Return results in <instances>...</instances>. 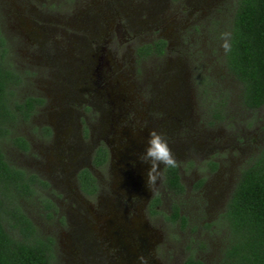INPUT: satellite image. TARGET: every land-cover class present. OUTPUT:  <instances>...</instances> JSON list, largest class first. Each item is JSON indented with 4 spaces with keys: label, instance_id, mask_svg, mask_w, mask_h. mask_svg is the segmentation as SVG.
<instances>
[{
    "label": "rangeland",
    "instance_id": "rangeland-1",
    "mask_svg": "<svg viewBox=\"0 0 264 264\" xmlns=\"http://www.w3.org/2000/svg\"><path fill=\"white\" fill-rule=\"evenodd\" d=\"M233 2L0 0V28L22 75L18 93L44 99L29 118L13 124L12 133L25 137L28 149L16 145L12 135L2 149L9 162L48 182L36 187L38 195L19 201L37 232L55 241L54 264H70L62 258L69 248L66 235L77 225L85 227V203L98 213L101 194L110 193L115 156L112 166L98 170L102 192L97 198L75 188L76 168L91 163L97 144L110 139L109 133L100 136L110 109L125 117L126 141L136 140L138 149L126 142L116 151L128 144L127 153L139 155L156 130L179 165L184 191L176 195L165 189L163 216L150 219L161 235L154 243L157 257L164 264H181L192 253L205 264H219L227 240L221 212L241 168L264 144V105L243 104L241 83L222 60L220 34L226 32ZM156 37L166 40L165 51L140 57L137 46ZM197 71L212 82L207 97ZM213 98L223 101L219 118L209 111ZM128 159L120 158L127 168L133 166ZM208 160L216 162L215 168ZM174 203L185 223L169 216Z\"/></svg>",
    "mask_w": 264,
    "mask_h": 264
},
{
    "label": "trees",
    "instance_id": "trees-1",
    "mask_svg": "<svg viewBox=\"0 0 264 264\" xmlns=\"http://www.w3.org/2000/svg\"><path fill=\"white\" fill-rule=\"evenodd\" d=\"M227 22L226 31L231 33V52L225 54L223 49V63L241 83L243 104L248 108L260 107L264 105V0H234ZM165 43L164 38L157 39L154 50L162 52ZM153 46L143 43L137 46V52L143 55L150 53ZM196 77L202 94L209 96L212 82L201 71H197ZM21 81L22 75L10 60L0 28V264H50L54 240L50 235L37 232L19 201L25 195H38L36 187L46 186L48 182L38 174L9 162L2 149V142L10 135L16 145L28 149L26 138L12 133L13 124L19 118H29L44 100L37 95H20ZM221 104V99L210 101L209 111L214 118L222 116ZM46 129L49 132L47 126ZM107 154L106 146L99 145L95 162H102ZM208 164L211 168L216 166L213 160H208ZM164 171L165 184L181 194L184 184L179 167ZM79 180L84 191L95 190V177L88 168L79 171ZM202 181L203 178L198 179L196 186ZM46 202L53 207L48 199ZM169 216L180 218L184 223L187 221L177 203L173 204ZM220 216L226 225L227 240L219 264H264V144L258 146L241 168ZM183 264L205 262L190 253Z\"/></svg>",
    "mask_w": 264,
    "mask_h": 264
},
{
    "label": "flooded vegetation",
    "instance_id": "flooded-vegetation-1",
    "mask_svg": "<svg viewBox=\"0 0 264 264\" xmlns=\"http://www.w3.org/2000/svg\"><path fill=\"white\" fill-rule=\"evenodd\" d=\"M157 39L159 38L143 41L141 44L151 43L153 46ZM166 45L167 42L162 52L155 51L153 46V51L150 53L144 55L137 53L140 57L157 56L165 51ZM110 99L109 102L112 101V98ZM107 113V126L103 128V134L101 133L100 136L104 137L105 134L109 133L110 139L97 144L94 155L91 157V163H86L84 166L76 168L75 188L88 198H97L99 193L102 192L98 170L108 164L112 166L111 157L115 156L117 160L113 164L114 169L110 170L112 175L108 180L110 193L107 196L101 194L98 201V204H101V209L98 210V213H95L90 203H85L86 214L83 215L85 227H78L77 223H75L77 228H71L72 232L70 231V235H66L67 238L64 245L69 248L64 250L66 255H63L62 258L70 261V264H137V257L144 255L148 257L150 264H164L157 257L155 245L159 243L156 242L159 241L161 235H158L155 228L150 225V219L157 221L162 218L161 202L165 189L176 195L178 193L165 184V169L162 170V179L155 187V190L152 192L147 187V170L145 171V168H142L144 163L140 161L137 153H127L129 152L128 148H131L128 147L129 143L134 151L138 149L136 150L137 142H134L136 140L128 138L129 141H126L129 133L125 128L128 124L122 125V122H126L124 121L125 117L121 113H115L113 109L108 110ZM115 139L120 141L115 143V145H110L109 143ZM126 142L128 144L124 150L116 151L117 147L124 143L126 144ZM99 145H105L108 154L105 160L97 163L95 162V155ZM122 155L123 157L128 156L133 162V166H130L131 168H127L124 161L120 160V158H123ZM115 164L118 166L116 167ZM146 166L148 169L150 164H146ZM85 167L95 177L96 188L91 192L84 191L79 180V171ZM163 167L161 164L160 168L162 169ZM77 197H79V194ZM75 200L78 199L76 198ZM156 200L159 202H156ZM54 249H57L55 241L53 242ZM52 260L53 255L50 264H54ZM183 260L181 264H183Z\"/></svg>",
    "mask_w": 264,
    "mask_h": 264
},
{
    "label": "clouds",
    "instance_id": "clouds-1",
    "mask_svg": "<svg viewBox=\"0 0 264 264\" xmlns=\"http://www.w3.org/2000/svg\"><path fill=\"white\" fill-rule=\"evenodd\" d=\"M221 46L225 54L231 52V33L222 32ZM139 159L145 164H150L147 170L146 183L147 187L153 192L155 187L162 179L163 169H172L178 166L177 160L169 146L164 135L156 130H151L147 140V145L143 152L139 153ZM164 167L161 169L160 165ZM137 264H150L148 257L140 255L137 257Z\"/></svg>",
    "mask_w": 264,
    "mask_h": 264
},
{
    "label": "water",
    "instance_id": "water-1",
    "mask_svg": "<svg viewBox=\"0 0 264 264\" xmlns=\"http://www.w3.org/2000/svg\"><path fill=\"white\" fill-rule=\"evenodd\" d=\"M129 149V148H128ZM130 150V149H129Z\"/></svg>",
    "mask_w": 264,
    "mask_h": 264
}]
</instances>
